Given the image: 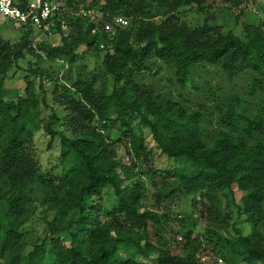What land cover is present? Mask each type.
<instances>
[{"label": "trees", "instance_id": "16d2710c", "mask_svg": "<svg viewBox=\"0 0 264 264\" xmlns=\"http://www.w3.org/2000/svg\"><path fill=\"white\" fill-rule=\"evenodd\" d=\"M59 1L41 27L0 22L25 29L15 42L0 35V264H205L214 257L264 264V0H234L235 28L226 31L208 16V0H83L80 11L75 0ZM255 7L262 19L248 23ZM187 11L203 14L202 22L185 21ZM116 16L127 24L116 25ZM51 33L59 42L45 41ZM32 56L66 64L61 78L73 95L58 93V80L30 65L23 93L8 90L10 70ZM86 56L100 64L89 69ZM162 67L171 73L164 91L148 78ZM44 81L66 112L60 119L51 109L43 125L59 138L57 178L41 170L33 144L47 107ZM193 94L203 102L186 109ZM136 118L172 171L152 167ZM122 136L131 167L116 159ZM186 196L189 216L162 204ZM231 208L245 216L249 234L236 227ZM36 216L45 228L30 241L25 226ZM167 232L177 251L162 241Z\"/></svg>", "mask_w": 264, "mask_h": 264}, {"label": "rangeland", "instance_id": "374dc122", "mask_svg": "<svg viewBox=\"0 0 264 264\" xmlns=\"http://www.w3.org/2000/svg\"><path fill=\"white\" fill-rule=\"evenodd\" d=\"M234 0H208L207 5V14L210 18H214L218 24L222 25L223 30H229L235 28V13H237V9H235ZM259 3H261V0H257ZM40 0H28V4L30 6H38ZM77 10H82V7L84 5L83 0H75ZM187 10L189 8H186ZM254 11L252 13L247 14L246 21L248 23H256L259 20L262 19L261 10L257 7L253 8ZM205 14V13H204ZM203 14L201 13H193L187 11L184 20L188 23L194 25L196 23L202 22ZM2 24V23H0ZM0 35L4 39L10 40V42H15L23 33L25 29L19 28L14 25H0ZM41 38V34L36 35L35 39L38 40ZM44 39L47 43L51 42H59L60 36L57 33H51L48 34L46 37L44 36ZM37 54H39V51H36ZM32 60V61H31ZM82 64H85L89 69L92 68L95 64H100V60L95 57H85L82 60ZM21 68L19 71L13 72L16 70V68H12L10 72L8 73V79L5 82V87L8 90L16 89L18 93H23V88L25 87V84L28 80L33 79V76L29 75L26 71V68L28 65L39 67L40 69H45L48 71L49 79H56L58 80V93H61L63 96H72L73 91L71 90V87L69 86V83L65 80H63L61 77L64 73H66L67 65L60 62V61H53L48 60L45 58H36V57H30L26 60L20 62ZM214 72L213 70H209V73L212 74ZM171 75L168 69L162 67L158 71V74L155 77L149 76L150 79L160 80V81H150L152 84L157 87L159 90H166V86L171 84V81H166L167 78ZM147 78V79H148ZM148 79V80H149ZM149 82V81H148ZM221 83L224 85L227 92L229 91L231 87V83L229 81H213V83ZM53 83H49L48 81H44V86L47 89V107H43V104L41 105L39 114H38V130L35 133L33 137V144L39 159L40 168L43 172L51 175V177L57 178L59 176L60 172V166H59V138L56 137L51 140L50 136L43 130V125L46 123V121L49 119V116L51 115V109H54V111L57 113L58 117L61 119L65 114V110L63 107L55 102L53 94H52V88ZM236 86V85H235ZM233 87L236 91H240L239 87ZM178 89L175 86L173 90V96L177 93ZM57 95V94H56ZM202 95V94H200ZM202 98L195 96L194 94L190 96L188 99V96H186L185 99V107L186 109H198L199 103H202ZM209 103V102H208ZM211 104V103H210ZM62 122V121H61ZM59 122L58 124L53 125V129L55 131L62 129V123ZM134 131L142 137L143 143L146 146L148 150H150L149 157L150 164L153 168H157L160 170H168L172 171L173 163L164 155H161L157 149H155V144L152 140L150 130L146 126L140 123V119L136 118L133 121ZM108 134V132H106ZM117 134L116 131L111 132V136H114ZM122 143L119 146H116V159L118 160L119 164L126 165L128 167H131L134 163L132 157L126 152V146L129 147L127 139L125 136L121 137ZM141 171H145V167L142 166L140 163L138 164ZM112 190L107 188L104 190V196L108 200L112 199ZM238 198V197H237ZM224 204L227 202V198H223ZM191 203V196H186L185 198H179L176 197L173 200H168L166 202H163L162 204L165 206H168L169 208H172L173 212L175 214H180L182 216H189ZM162 205V206H163ZM189 205V207H188ZM232 213L235 217V220L237 221L236 227L241 228L242 232L244 234H249L251 231V225L249 222L246 221L245 216L238 215L235 208H231ZM174 214V215H175ZM176 216V215H175ZM177 217V216H176ZM195 218V216H193ZM179 218V217H178ZM175 219V218H173ZM174 223H178L177 220H174ZM45 228V224L42 221V218L40 216H36L34 218V221L27 224L25 226V229L28 231L27 233V239L32 241L37 236L42 234L43 229ZM204 226L202 223L198 222L194 226V230L197 232H201L203 230ZM239 228V229H240ZM227 236L233 235L232 229L226 233H224ZM29 241V243H30ZM162 241L165 242L168 247H171L172 249L176 250L178 249L177 239L174 236V234L167 232L162 235ZM32 248V244H28L26 247L25 253H27ZM1 263V261H0ZM205 264H225L221 259L218 257L214 258H206Z\"/></svg>", "mask_w": 264, "mask_h": 264}, {"label": "built area", "instance_id": "2783aa9c", "mask_svg": "<svg viewBox=\"0 0 264 264\" xmlns=\"http://www.w3.org/2000/svg\"><path fill=\"white\" fill-rule=\"evenodd\" d=\"M61 2L59 0H44L38 6H28L26 9L21 10L14 5L12 0H0V22L5 21H17L26 24L30 22L36 27H41L47 17L53 13V11L59 10ZM114 22L118 26H125L127 20L122 16L114 17ZM110 24L104 25L105 30L110 29Z\"/></svg>", "mask_w": 264, "mask_h": 264}]
</instances>
